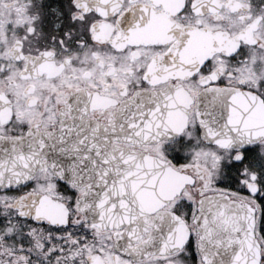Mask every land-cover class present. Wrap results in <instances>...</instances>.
Listing matches in <instances>:
<instances>
[{
    "label": "snow or ice",
    "instance_id": "6c2138e0",
    "mask_svg": "<svg viewBox=\"0 0 264 264\" xmlns=\"http://www.w3.org/2000/svg\"><path fill=\"white\" fill-rule=\"evenodd\" d=\"M0 264H264V0H0Z\"/></svg>",
    "mask_w": 264,
    "mask_h": 264
}]
</instances>
